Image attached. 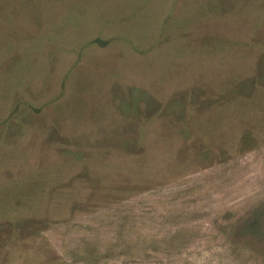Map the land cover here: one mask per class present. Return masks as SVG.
<instances>
[{"label": "rangeland", "instance_id": "rangeland-1", "mask_svg": "<svg viewBox=\"0 0 264 264\" xmlns=\"http://www.w3.org/2000/svg\"><path fill=\"white\" fill-rule=\"evenodd\" d=\"M0 264H264V0H0Z\"/></svg>", "mask_w": 264, "mask_h": 264}]
</instances>
